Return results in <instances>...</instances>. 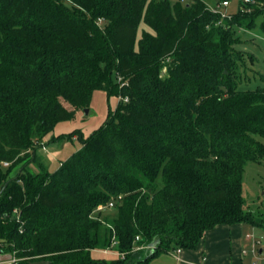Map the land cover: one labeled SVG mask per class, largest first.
I'll use <instances>...</instances> for the list:
<instances>
[{"label": "trees", "instance_id": "obj_1", "mask_svg": "<svg viewBox=\"0 0 264 264\" xmlns=\"http://www.w3.org/2000/svg\"><path fill=\"white\" fill-rule=\"evenodd\" d=\"M239 1L224 17L205 0H0L5 253L19 264H151L219 225L264 227L243 196L247 164L264 159V87L241 89L238 74L242 31L264 36V0ZM96 91L120 97L116 112L55 172H32L38 145ZM110 203L106 226L98 208ZM113 241L124 259L94 256Z\"/></svg>", "mask_w": 264, "mask_h": 264}, {"label": "rangeland", "instance_id": "obj_2", "mask_svg": "<svg viewBox=\"0 0 264 264\" xmlns=\"http://www.w3.org/2000/svg\"><path fill=\"white\" fill-rule=\"evenodd\" d=\"M206 4L214 7L226 16L232 15L244 9L243 2L239 0L229 1V5L223 7L221 1L205 0ZM260 20L258 19V23ZM101 28H105V23L99 20ZM143 30L148 28L142 22L138 33V39L141 38ZM245 45L242 49L248 53L245 56V63L241 64L238 74L241 78V89L254 90L257 87H264V36L259 28L253 31H242L240 34ZM138 47V44H137ZM254 55L255 62L249 57ZM263 80V82H262ZM120 102V97L116 94H109L105 91H96L93 94L90 105L77 112L69 121L58 123L54 130L38 145L35 156L36 160L32 161L28 168L32 172H39V165L44 166L51 173L55 172L60 164L75 154L82 147V142L87 139L96 130L108 120L111 114L116 112ZM69 108L68 103H64ZM60 139H57V138ZM33 152H27L24 161L12 170L10 176H16L21 172V168L27 169ZM243 196L245 198V209L259 220H264V159L260 163H248L243 176ZM115 210L107 209L101 214L104 225L110 226L106 219L111 220L115 216ZM264 246V241H263ZM95 257L114 259L113 256L108 257L99 253L94 254Z\"/></svg>", "mask_w": 264, "mask_h": 264}, {"label": "crops", "instance_id": "obj_3", "mask_svg": "<svg viewBox=\"0 0 264 264\" xmlns=\"http://www.w3.org/2000/svg\"><path fill=\"white\" fill-rule=\"evenodd\" d=\"M263 241L264 227L249 223L219 225L206 232L196 249L162 254L151 264H255Z\"/></svg>", "mask_w": 264, "mask_h": 264}, {"label": "built area", "instance_id": "obj_4", "mask_svg": "<svg viewBox=\"0 0 264 264\" xmlns=\"http://www.w3.org/2000/svg\"><path fill=\"white\" fill-rule=\"evenodd\" d=\"M182 3H189L192 2L194 0H178ZM246 2H249V0H246ZM223 7H226L229 5L228 1H224L221 4ZM212 11L214 12H218L221 13L224 17H227L225 14H223L222 12H220L219 10H216L214 7H209ZM5 166H9L8 163H5ZM113 207V203H110L108 206H100L98 208V211H103L106 210L107 208H111ZM261 242L257 241L256 244L260 245ZM118 243L116 241H113L112 246H110L107 249L104 250H99L98 252L104 256H108L111 257L113 256L114 258H121L124 259L125 258V254L121 253V252H117L116 250H114L115 247H117ZM151 247H147V249H150ZM140 249V248H139ZM145 249V248H144ZM244 255H247V252H244ZM21 261V259L16 256V254L14 253H5L3 246L0 245V264H19ZM255 264H264V247L260 250V256L258 258V260L256 261Z\"/></svg>", "mask_w": 264, "mask_h": 264}, {"label": "water", "instance_id": "obj_5", "mask_svg": "<svg viewBox=\"0 0 264 264\" xmlns=\"http://www.w3.org/2000/svg\"><path fill=\"white\" fill-rule=\"evenodd\" d=\"M9 182H10V181H9ZM9 182H7V183L4 185L3 189L0 191V197H1L2 193H3V191L7 188ZM30 264H50V262H49V261H46V260H43V261L31 262Z\"/></svg>", "mask_w": 264, "mask_h": 264}]
</instances>
